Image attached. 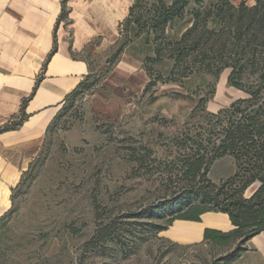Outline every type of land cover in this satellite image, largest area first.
<instances>
[{"label":"rangeland","instance_id":"obj_1","mask_svg":"<svg viewBox=\"0 0 264 264\" xmlns=\"http://www.w3.org/2000/svg\"><path fill=\"white\" fill-rule=\"evenodd\" d=\"M154 1L139 10L145 18ZM126 40L120 34L116 43L82 50L94 74L67 100L11 188L0 219V264H254L260 255L253 237L179 244L164 234L194 198L184 193L200 179L184 173L183 161L197 148L198 134L211 144L205 116L248 94L230 85L228 68L217 77L185 78L184 85L169 81L172 60L145 62L155 56L145 40H133L117 60ZM201 98H209L204 111ZM236 171L227 154L208 167L207 177L221 188ZM259 186L252 183L244 196Z\"/></svg>","mask_w":264,"mask_h":264},{"label":"trees","instance_id":"obj_2","mask_svg":"<svg viewBox=\"0 0 264 264\" xmlns=\"http://www.w3.org/2000/svg\"><path fill=\"white\" fill-rule=\"evenodd\" d=\"M255 1L250 6L242 0L236 6L230 0H155L149 9L152 14L145 18L139 12L145 0H135L129 15L120 23V34L127 40L119 47L117 60L133 40H145L154 45L155 52L154 58L145 62H160L165 57L172 60L169 81L184 85L185 78L196 74L217 77L228 68L230 85L248 94L229 107L205 116L211 144L198 134V141L194 142L197 148L183 161L184 173L192 181L200 179L197 184H191L195 187L192 192L184 193L187 196L194 193V198L170 220L198 221L206 211L227 213L235 225L233 230L205 231V239L217 245H229L237 240L244 243L264 231V0ZM187 17L183 30L177 29L171 35L169 29L174 31V23ZM207 99H200L202 110ZM21 122L0 126V132L16 128ZM227 154L236 160L237 171L219 188L207 177V170ZM256 181L260 182L259 188L246 198L245 190ZM215 189L218 191L214 192Z\"/></svg>","mask_w":264,"mask_h":264},{"label":"crops","instance_id":"obj_3","mask_svg":"<svg viewBox=\"0 0 264 264\" xmlns=\"http://www.w3.org/2000/svg\"><path fill=\"white\" fill-rule=\"evenodd\" d=\"M134 1L0 0V126L22 120L0 132V205L5 195L10 201L11 188L39 154L71 94L94 74L82 50L116 43ZM7 208L0 207V217ZM199 217L175 219L165 236L195 244L208 242L206 229L235 228L224 212ZM253 239L260 255L254 264H264V231Z\"/></svg>","mask_w":264,"mask_h":264},{"label":"bare ground","instance_id":"obj_4","mask_svg":"<svg viewBox=\"0 0 264 264\" xmlns=\"http://www.w3.org/2000/svg\"><path fill=\"white\" fill-rule=\"evenodd\" d=\"M5 186H6V185H5ZM8 193H9V192H8ZM9 205H10V201H9V199H8V196L5 195V196L1 199V205H0V207H1V209H5V208H7Z\"/></svg>","mask_w":264,"mask_h":264}]
</instances>
